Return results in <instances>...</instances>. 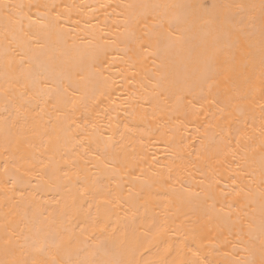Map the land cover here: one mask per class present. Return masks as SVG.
I'll return each mask as SVG.
<instances>
[{
    "label": "bare ground",
    "instance_id": "obj_1",
    "mask_svg": "<svg viewBox=\"0 0 264 264\" xmlns=\"http://www.w3.org/2000/svg\"><path fill=\"white\" fill-rule=\"evenodd\" d=\"M262 227L264 0H0V264H249Z\"/></svg>",
    "mask_w": 264,
    "mask_h": 264
},
{
    "label": "snow or ice",
    "instance_id": "obj_2",
    "mask_svg": "<svg viewBox=\"0 0 264 264\" xmlns=\"http://www.w3.org/2000/svg\"><path fill=\"white\" fill-rule=\"evenodd\" d=\"M12 7L11 5H3V8L10 10ZM225 22L227 21V17L225 18ZM95 127V125H93ZM190 252V258L183 259L180 261V264H207L205 260H203L200 256L199 250H193L189 249ZM260 260L257 262L256 260H252L249 262V264H264V227H262V233L260 238ZM51 264H62L61 261H58L56 259H53L51 261ZM63 264H70V262H63ZM103 264V262H102ZM108 264H113V262H108ZM115 264H121V262H115Z\"/></svg>",
    "mask_w": 264,
    "mask_h": 264
}]
</instances>
